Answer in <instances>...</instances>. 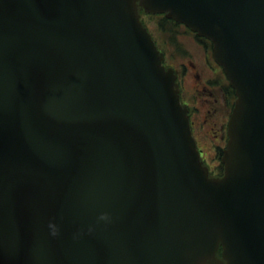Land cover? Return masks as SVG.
Wrapping results in <instances>:
<instances>
[{"label": "water", "instance_id": "1", "mask_svg": "<svg viewBox=\"0 0 264 264\" xmlns=\"http://www.w3.org/2000/svg\"><path fill=\"white\" fill-rule=\"evenodd\" d=\"M140 7L213 43L222 177ZM0 264H264V0H0Z\"/></svg>", "mask_w": 264, "mask_h": 264}, {"label": "rangeland", "instance_id": "2", "mask_svg": "<svg viewBox=\"0 0 264 264\" xmlns=\"http://www.w3.org/2000/svg\"><path fill=\"white\" fill-rule=\"evenodd\" d=\"M143 18L148 21L155 20L153 25L150 22L148 25L155 39L160 42L158 22H160L162 18L155 17L154 19H148L145 14ZM163 28L168 34L170 33L171 36L168 35L170 39L172 33L166 26L163 25ZM175 34L177 39L175 37L173 46L177 50L174 59L178 64L177 66H179L178 68L183 72L186 80V93L183 96V101L191 105H196L197 107V110L194 109L195 118L197 119L196 122H198L193 128L195 134L194 138L197 140L198 147L201 151L200 155L204 162L208 163L207 165L211 170H215V166L220 162V153L215 155L214 149L216 145H222L220 128L222 123L226 121L231 114V108H229L228 98L225 92L228 89L232 90L233 106L236 100L235 91L231 88L221 66L215 61H211L214 65L213 69L207 66L205 55L199 49V45L193 42L188 33H185L184 28H176ZM215 74H218V76L216 77ZM207 80L210 81L206 82ZM197 86L201 92L194 93ZM192 94L199 96L200 103L198 100H194L192 96H189Z\"/></svg>", "mask_w": 264, "mask_h": 264}, {"label": "flooded vegetation", "instance_id": "3", "mask_svg": "<svg viewBox=\"0 0 264 264\" xmlns=\"http://www.w3.org/2000/svg\"><path fill=\"white\" fill-rule=\"evenodd\" d=\"M146 17H148V19H150L153 16L146 15ZM161 18L162 19H166L165 16H162ZM167 20H168V18L166 19V22H169L174 27V28H168V29L169 30L173 29L175 37H176L175 29L176 28H184L185 33H188L190 38L193 40V42H196L199 45V49L205 55V61L207 63V66L209 68L213 69L214 65L211 63V61H214V59H213V45H212V42L210 40L206 39V38L199 37L197 34L191 32L184 25L178 24V23H176V22H174L172 20H169V21H167ZM142 21H143V24L150 31L148 24L150 22L153 25V22L155 20H151V21L145 20L143 18V15H142ZM158 23H159L160 42H158L155 38L154 39H155V42H156L157 46L159 47V50L164 54V65H165V67L166 68H172L175 71V74L177 75V82L179 84V92H180L181 102H182L183 105L187 106V108H188L189 117H190V124H191V128H192V131H193L194 125L196 123H198V122H196L197 119L195 118V114H194V109L197 110V107H196V105H191L190 103H187V102L183 101V96L186 93V91H185L186 80L184 78L183 72H181V70L178 68L179 66H177L178 64L175 62V59H174L175 58V52L177 50L173 46V44L175 42V38L171 37L169 39L168 35L171 36L170 33L168 34L166 32V30H164L163 24H161V22H158ZM153 37H154V35H153ZM176 39H177V37H176ZM213 63H215V62H213ZM215 75H216V77L218 76V74H215ZM208 81H210V80H207L206 82H208ZM196 92H201V90L198 88V86L194 90V93H196ZM225 93H226L227 98H228L229 108H231V103H232V99H233L232 90L228 89ZM189 96H192L194 98V100H198L199 103H200V99H199L198 95L192 94V95H189ZM231 110H232V108H231ZM228 120H229V118L226 121H224L222 123V125H221V128H220L221 136H220V138H221V144L222 145H220V146L216 145L215 146V149H214L215 155L219 154L220 149H223V147H225V145H226ZM193 135L195 137L194 132H193ZM195 140H196V138H195ZM196 142H197V140H196ZM197 146H198V144H197ZM201 159H202L203 165L208 167V165H207L208 163L204 162L202 156H201ZM222 165L223 164L221 162V157H220V162L218 163L217 166H215L216 167L215 170H211L210 167H208L209 173H210V177H219L222 174V170H221ZM223 169H224V167H223Z\"/></svg>", "mask_w": 264, "mask_h": 264}, {"label": "trees", "instance_id": "4", "mask_svg": "<svg viewBox=\"0 0 264 264\" xmlns=\"http://www.w3.org/2000/svg\"><path fill=\"white\" fill-rule=\"evenodd\" d=\"M161 24H163L164 26H166L167 28H174L171 24L169 25V22H166V19H161L160 20ZM170 32L172 33V37L175 38L174 36V32H173V29L170 30ZM221 251H219V255H220Z\"/></svg>", "mask_w": 264, "mask_h": 264}, {"label": "clouds", "instance_id": "5", "mask_svg": "<svg viewBox=\"0 0 264 264\" xmlns=\"http://www.w3.org/2000/svg\"><path fill=\"white\" fill-rule=\"evenodd\" d=\"M101 219H107V217L106 216H102ZM51 227H52V230H53L52 234L54 236L57 235V229H56L55 225H51Z\"/></svg>", "mask_w": 264, "mask_h": 264}, {"label": "bare ground", "instance_id": "6", "mask_svg": "<svg viewBox=\"0 0 264 264\" xmlns=\"http://www.w3.org/2000/svg\"><path fill=\"white\" fill-rule=\"evenodd\" d=\"M183 106V105H182ZM184 107V106H183Z\"/></svg>", "mask_w": 264, "mask_h": 264}]
</instances>
